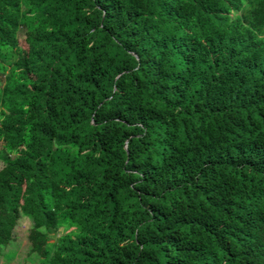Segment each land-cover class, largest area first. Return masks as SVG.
Returning <instances> with one entry per match:
<instances>
[{"label":"trees","instance_id":"1","mask_svg":"<svg viewBox=\"0 0 264 264\" xmlns=\"http://www.w3.org/2000/svg\"><path fill=\"white\" fill-rule=\"evenodd\" d=\"M0 146V250L264 264V0H0Z\"/></svg>","mask_w":264,"mask_h":264},{"label":"rangeland","instance_id":"2","mask_svg":"<svg viewBox=\"0 0 264 264\" xmlns=\"http://www.w3.org/2000/svg\"><path fill=\"white\" fill-rule=\"evenodd\" d=\"M18 40L19 46L21 48H25V32L23 29L19 31ZM14 231L15 239L12 240L5 248L3 247L4 249L0 250V264H34L31 262V256L28 255L30 252L29 245L34 243V240L33 233L29 230L27 220L22 219ZM62 232V230L51 231L50 240L54 241L60 234H62ZM12 254L13 257L8 259V256Z\"/></svg>","mask_w":264,"mask_h":264}]
</instances>
